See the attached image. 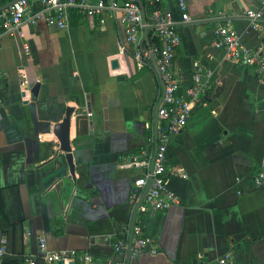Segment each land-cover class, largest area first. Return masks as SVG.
I'll use <instances>...</instances> for the list:
<instances>
[{"label": "crops", "instance_id": "crops-1", "mask_svg": "<svg viewBox=\"0 0 264 264\" xmlns=\"http://www.w3.org/2000/svg\"><path fill=\"white\" fill-rule=\"evenodd\" d=\"M164 1L182 39L175 76L189 83L195 62L207 63L213 76L168 145L167 188L179 204L165 211L142 204L137 217L147 218L157 253L145 251L131 264L213 263L226 253L234 264H264V185L254 183L264 166V83L214 46L224 24L246 47L264 45V19L254 28L246 16L262 1L186 0L188 22L174 0ZM120 15L82 13L63 29L42 18L24 24L22 37L0 35V198L10 222L0 237L8 239L7 264H23L28 254L45 264L41 238L51 252L91 258L75 264L119 260L114 244L134 216L132 188L141 175L120 164L147 148L163 96L154 66H137ZM69 108L75 178L55 134Z\"/></svg>", "mask_w": 264, "mask_h": 264}, {"label": "built area", "instance_id": "built-area-1", "mask_svg": "<svg viewBox=\"0 0 264 264\" xmlns=\"http://www.w3.org/2000/svg\"><path fill=\"white\" fill-rule=\"evenodd\" d=\"M154 1L146 0L148 3ZM261 1V10L246 11V16L254 28L259 27V22L264 19V0ZM35 2L38 3V8H34ZM10 3L12 4L6 10H0V35L4 31L10 35L22 37L21 27L24 24L35 25L42 18H45L52 28H68L71 14L75 11L87 16H103L106 12L121 14L119 19L127 42L133 46V57L137 66L152 67V56H154L160 73L159 80L165 84V96L158 109L157 120L155 125L148 128L147 148L143 149L139 155L120 164L121 169H136L141 172L133 183L131 205L135 212L148 186L143 203L151 211H165L179 204V198L167 188V178L170 174L167 159L168 145L173 136L187 127L197 103L208 92L213 70L205 62H195L194 73L189 83H183L177 79L173 67L176 50L181 45L182 39L176 28L173 13L164 9L150 15L148 19V25L151 27L150 45L145 46L142 44L143 16L137 0H12ZM174 3L181 21L188 22L190 17L186 0H174ZM2 7L3 4L0 1V9ZM215 35L214 46L223 51L226 59L238 66L254 68L260 81L264 83V45L257 49L246 47L239 33L228 24L216 29ZM26 51L29 52V47H26ZM3 77L0 71V82ZM87 116L90 117L91 113L87 112ZM174 171L177 174L181 173L179 169ZM183 177L186 178L187 175ZM254 183L256 187L264 185V166L255 174ZM137 216L133 228L131 261L145 251L157 253L151 238L146 233V223ZM133 219L134 216L131 223L124 227V236L114 244V250L119 256L116 264H127ZM39 247L45 264H75L84 259L88 261L91 259L88 256H79L76 251L51 252L48 250L45 238L40 239ZM7 253L8 239L0 237V264H7ZM22 262L38 264L37 260L29 254L23 257ZM199 264H234V259L231 253H226L213 263Z\"/></svg>", "mask_w": 264, "mask_h": 264}, {"label": "water", "instance_id": "water-1", "mask_svg": "<svg viewBox=\"0 0 264 264\" xmlns=\"http://www.w3.org/2000/svg\"><path fill=\"white\" fill-rule=\"evenodd\" d=\"M137 2L140 5L141 11H142V16H143V24H144V39H143V45L145 44L146 46L150 45V36H149V31L151 30V27H149L148 25V18L145 12V3L143 0H137ZM12 3L7 4L6 6L2 7V9L0 10H6ZM152 61H153V66L155 68L156 73L158 74L159 78H160V73H159V69L157 66V61L156 58L154 56H152ZM161 85H162V89H163V96L162 99L157 107V112L159 107L161 106L163 100H164V96H165V84L161 81ZM40 87L39 84H37L35 86V90H33V93H36V90H38V88ZM88 110H91V106L88 104ZM74 112V109L69 108L67 113H66V117L65 119L61 122L58 123L55 127V134L58 137V140L60 142V151L62 153H64L66 161L68 163V167H69V172L71 174L72 177L75 178V173H76V164L74 161V155L72 153V148H71V144H70V120H71V115ZM149 189V186L147 187V189L145 190V193L143 195L142 200L139 202V204L136 207L135 210V214H134V219L131 225V235H130V240H129V252H128V261L127 264H131V250H132V242H133V228H134V221L135 218L138 214V211L140 209V207L143 204L144 201V197L147 193Z\"/></svg>", "mask_w": 264, "mask_h": 264}, {"label": "trees", "instance_id": "trees-1", "mask_svg": "<svg viewBox=\"0 0 264 264\" xmlns=\"http://www.w3.org/2000/svg\"><path fill=\"white\" fill-rule=\"evenodd\" d=\"M0 1L2 2L3 5H6L8 4V2H11L12 0H0ZM143 1L145 3V12H146L148 19L150 15L154 13L155 11L164 10L166 7L164 0H155L153 3H148L146 2V0H143ZM75 15L80 16L82 15V13L77 12V11L75 13L73 12L71 17L73 18ZM141 219L143 222L147 221L146 217H142ZM9 225H10V222L3 211V204L0 198V229H4L5 227H8Z\"/></svg>", "mask_w": 264, "mask_h": 264}]
</instances>
